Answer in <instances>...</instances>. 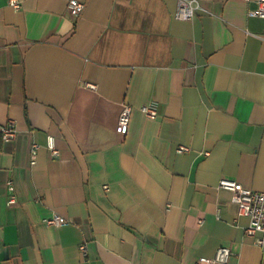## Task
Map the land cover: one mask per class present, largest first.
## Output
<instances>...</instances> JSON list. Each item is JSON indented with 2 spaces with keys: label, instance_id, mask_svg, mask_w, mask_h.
Here are the masks:
<instances>
[{
  "label": "crops",
  "instance_id": "crops-1",
  "mask_svg": "<svg viewBox=\"0 0 264 264\" xmlns=\"http://www.w3.org/2000/svg\"><path fill=\"white\" fill-rule=\"evenodd\" d=\"M19 1L0 0V126L17 129L0 134V264H194L221 245L215 264H264L218 186L264 188L256 0H194L191 19L178 0H80L77 16L66 0Z\"/></svg>",
  "mask_w": 264,
  "mask_h": 264
},
{
  "label": "built area",
  "instance_id": "built-area-1",
  "mask_svg": "<svg viewBox=\"0 0 264 264\" xmlns=\"http://www.w3.org/2000/svg\"><path fill=\"white\" fill-rule=\"evenodd\" d=\"M67 11L71 16H77L83 9V2L80 0H66ZM257 6L254 9H250L248 14L251 16L264 17V0H256ZM8 4L15 9H19L21 3L19 0H8ZM195 9L194 0H178L175 11V17L180 19H191ZM85 85L89 88H95V84L86 82ZM140 111L149 118H153L157 115V103L153 100L143 103L140 106ZM131 107L124 105L119 116L116 125V130L119 133L125 132L129 121ZM1 138L4 141H11L17 134L15 123L12 119H9L5 124L0 126ZM37 145L32 146V153L36 151ZM47 148L51 154L57 155L58 149L54 144L53 137H48ZM189 147L185 145H178L177 151L186 152ZM218 186L220 188L228 189L232 192L231 200L237 204L238 213L245 215L248 218V223L243 228L244 235L253 239L254 243L261 249L264 255V188L261 190H252L245 188L234 179L221 178ZM8 189L10 191L8 196V203L15 201V195L13 194L12 182H8ZM201 221V220H199ZM45 222L49 225L59 226L62 225L65 220L58 214H53L51 217L46 218ZM80 252L86 254L85 244L79 246ZM231 255V250L228 246H219L212 257L199 256L194 264H215V263H227Z\"/></svg>",
  "mask_w": 264,
  "mask_h": 264
}]
</instances>
